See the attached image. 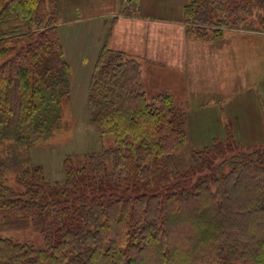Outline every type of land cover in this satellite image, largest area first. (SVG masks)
Returning <instances> with one entry per match:
<instances>
[{"label":"trees","instance_id":"1","mask_svg":"<svg viewBox=\"0 0 264 264\" xmlns=\"http://www.w3.org/2000/svg\"><path fill=\"white\" fill-rule=\"evenodd\" d=\"M245 15L264 30V0L184 7L187 33L201 40L250 29ZM58 22V0H0V141L28 148L59 123L71 71ZM147 96L140 63L104 46L86 106L113 146L67 157L62 181L21 150L0 158V232L33 225L44 238L37 247L0 234V264H264V147L226 157L237 144L227 131L185 162L184 106L168 92Z\"/></svg>","mask_w":264,"mask_h":264},{"label":"crops","instance_id":"2","mask_svg":"<svg viewBox=\"0 0 264 264\" xmlns=\"http://www.w3.org/2000/svg\"><path fill=\"white\" fill-rule=\"evenodd\" d=\"M189 1L134 0L125 8L124 0H58V36L71 71L68 98L69 102L77 103V117L85 116L89 80L104 46L122 50L140 63L141 81L146 95L168 92L176 100L181 92L185 95L181 102L188 101L192 79L186 70L189 69L188 64L195 60L187 61L183 56L186 53L184 44L175 49L174 45L168 43V39H174L170 30L176 28L182 43L191 42L185 33L184 20V7ZM229 30L238 36L234 39L235 43L231 41L233 45L229 47L228 59L232 66L230 77L237 82L239 80V88L222 106H190L185 110L186 139L192 143L194 133L213 135L198 139L202 148L209 146L214 139H225L227 125L224 119H228L231 135L236 142H240V134H251L245 140L250 144L264 141V30ZM147 32L152 36L158 34L157 38L165 40L167 45L161 46L157 39L154 43L149 42ZM238 38L243 40L239 41ZM196 47L200 46L196 44ZM215 51H212L214 56L217 55ZM161 70L166 76L177 77L179 86L174 87L169 81L156 83L152 87L147 79L149 73L159 74ZM190 108L202 110L198 118L207 119L206 126L195 127L189 121ZM89 125L91 135L95 134L97 130ZM223 132L224 138L216 136V133Z\"/></svg>","mask_w":264,"mask_h":264},{"label":"rangeland","instance_id":"3","mask_svg":"<svg viewBox=\"0 0 264 264\" xmlns=\"http://www.w3.org/2000/svg\"><path fill=\"white\" fill-rule=\"evenodd\" d=\"M124 4L125 8H127L126 0H124ZM244 17L247 23L251 25L250 29H261L254 15H245ZM186 25L185 33L191 42L182 43V41L178 38L180 32L176 28L170 30L174 39H168V43L174 45L175 49L184 44L186 47V53L183 56L187 61L191 59L195 60V62L188 64L189 69L186 70L188 77L192 79V84L189 86V99L188 101L181 102L185 95H182L180 92L178 94L180 97L178 96L175 100L176 104L184 106L186 111L190 106L197 107L201 105L209 108H212L213 106L209 105L213 104L222 106L223 102L228 101L233 92L239 88V80L237 82L235 79L230 77L232 73V66L228 59L229 47L231 44L233 45L231 41L236 39L238 36H235L234 33L236 32H231L229 29H223L222 34L219 37H216L215 39L213 38L212 40H201L189 35L186 31ZM161 29L163 30L165 28ZM148 33L149 35L147 36V40L149 42L153 41L154 43L157 39L156 41H158L161 46L167 45L165 40L157 38L159 37L158 34H153V37L150 32H147V34ZM238 39L239 41L243 40L241 38ZM194 43L200 47L195 48L196 44ZM213 49L216 50V56L212 54ZM213 56L215 57V60H213ZM158 73L160 75L152 72L149 73V77L147 79L148 83H150L152 87H155L153 85H156V83H167L169 81H171L170 83L174 85V87L179 86L180 81L177 77L171 78L170 76H166L165 72L162 70L158 71ZM68 97L69 94L61 97L58 110L57 106H54V111L59 116V123L57 124L56 129L51 130L45 139L41 140L37 144L31 145L28 148H26V146H21L20 144L16 145L9 139L2 140L0 141V158L9 155V150H21L20 152L29 158L31 164L39 165L42 168L46 180L62 181L64 178V160L67 157H70L72 161L78 163L79 161H82L83 156L87 153L99 152L107 147L113 146V137L111 135L107 134L101 136L100 134H97L98 131L91 135V128L89 125L91 123L88 119L87 106L86 112L84 113L85 116L77 117L79 115V112L77 111V103L75 104V102H69ZM85 104L87 105V102ZM201 111L202 110L194 108H190L188 111V119L195 124V127L207 125V119L198 118ZM224 122H226L227 131H230L228 119H224ZM217 135L221 138L225 137L224 132L216 133V136ZM193 136L194 139L192 143L189 139H186L184 145L177 150V155L185 162L188 161L192 149L202 148L201 146L203 145L202 143H199L201 141H198V139L201 140L203 137L213 135L194 133ZM250 136L251 134H240V142H237L235 147H231L232 151H225L226 157H230L233 153L239 151H250L254 147H264V141L252 144L245 141ZM4 174L6 176V182L9 185L17 189L21 188L17 182L15 171L8 169ZM0 234L10 236L21 242H29L37 247L43 245L44 243V238L40 230L33 225H28L25 228L1 231Z\"/></svg>","mask_w":264,"mask_h":264}]
</instances>
